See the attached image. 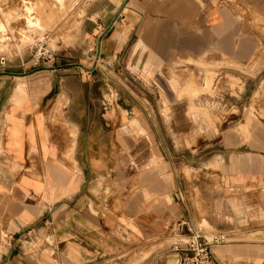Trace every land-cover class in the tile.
<instances>
[{
  "label": "crops",
  "instance_id": "0c3cea01",
  "mask_svg": "<svg viewBox=\"0 0 264 264\" xmlns=\"http://www.w3.org/2000/svg\"><path fill=\"white\" fill-rule=\"evenodd\" d=\"M113 2L98 29L114 73L129 42L124 72L134 77L192 57L246 64L264 46V0ZM30 86L36 96L0 72V264H177L183 225L193 222L177 156L161 138L178 135L168 123L178 118L149 111L143 97L78 112L71 99L48 95V79ZM214 158L222 160L224 201L241 212L215 256L264 264V223L246 222L249 208L264 214V153L224 147ZM208 169L212 186L216 171ZM174 223L178 242L168 233Z\"/></svg>",
  "mask_w": 264,
  "mask_h": 264
},
{
  "label": "rangeland",
  "instance_id": "374dc122",
  "mask_svg": "<svg viewBox=\"0 0 264 264\" xmlns=\"http://www.w3.org/2000/svg\"><path fill=\"white\" fill-rule=\"evenodd\" d=\"M28 3L36 10L45 9V5L51 8L50 17L37 23L42 31L27 29L22 12ZM113 3L0 0V72L7 74L9 83L20 85L19 91L25 96H36L31 82L48 79L53 87L48 95L71 99V108L78 112H110L103 101L143 97L148 100L149 111L178 118L168 121L178 135L161 139L177 156L184 181L181 196L191 212L193 223L182 226V240H188L191 232L208 240L211 235L226 236L229 229L238 226L241 212L234 207L237 202L224 201L222 160L208 159L224 147L264 153V90L257 89L264 81V46L260 44L246 64L224 61L218 55L215 59L192 57L173 62L171 68L156 67L157 72H141L134 77L124 72L126 55L133 46L129 42L115 63L122 73H114L111 58L104 55L106 41L98 29L101 20L111 14ZM191 86L198 89L195 94L188 89ZM42 88L41 94L47 90ZM124 107L126 104L120 108L123 113ZM209 164L212 175L216 171L212 186L208 184ZM248 214L246 222L264 223L261 209L258 213L257 208H249ZM177 228L174 223L168 232L173 242L180 239Z\"/></svg>",
  "mask_w": 264,
  "mask_h": 264
},
{
  "label": "built area",
  "instance_id": "2783aa9c",
  "mask_svg": "<svg viewBox=\"0 0 264 264\" xmlns=\"http://www.w3.org/2000/svg\"><path fill=\"white\" fill-rule=\"evenodd\" d=\"M225 240L226 236L222 234L211 235L208 240L200 233L191 232L189 239L181 243L182 247H178L181 254L177 264H220L214 248Z\"/></svg>",
  "mask_w": 264,
  "mask_h": 264
},
{
  "label": "bare ground",
  "instance_id": "6f19581e",
  "mask_svg": "<svg viewBox=\"0 0 264 264\" xmlns=\"http://www.w3.org/2000/svg\"><path fill=\"white\" fill-rule=\"evenodd\" d=\"M55 1V0H54ZM31 2V1H30ZM33 3H28L26 5H24L23 7V12H22V16L24 17V22L26 23V27L28 30H32L34 29V31H42L43 27L41 26H37V23L43 19V18H47L50 17L51 15V8L48 9L49 5L44 6L45 9L41 8V10H36V8L34 6H32ZM51 7V6H50ZM5 27V26H3ZM1 27V28H3ZM54 29V28H53ZM76 29V28H75ZM1 30V29H0ZM4 30V29H3ZM38 31V32H39ZM5 35V34H4ZM33 35V34H32ZM3 38V36H2ZM109 87V86H108ZM111 93V92H110ZM258 94V93H257ZM106 95L108 96V94L106 93ZM112 97V96H111ZM106 98V96H105ZM110 99V98H109ZM78 170V169H77ZM80 173V172H79Z\"/></svg>",
  "mask_w": 264,
  "mask_h": 264
}]
</instances>
